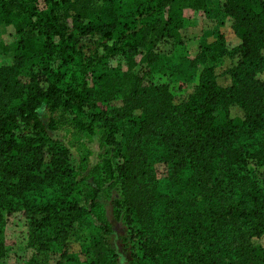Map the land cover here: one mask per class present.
<instances>
[{
  "label": "trees",
  "instance_id": "obj_1",
  "mask_svg": "<svg viewBox=\"0 0 264 264\" xmlns=\"http://www.w3.org/2000/svg\"><path fill=\"white\" fill-rule=\"evenodd\" d=\"M188 10L215 23L196 57L212 65L178 97L153 77L183 69L158 47L185 46ZM222 15L236 46L219 32ZM2 25L18 39L13 63L0 65V261L5 226L19 216L36 253L25 264H117L108 227L89 242L72 238L100 188L79 186L73 155L49 136L43 113L62 110L103 137L98 170L119 193L113 209L137 244L132 264H264L251 243L264 235V0H0Z\"/></svg>",
  "mask_w": 264,
  "mask_h": 264
},
{
  "label": "rangeland",
  "instance_id": "obj_2",
  "mask_svg": "<svg viewBox=\"0 0 264 264\" xmlns=\"http://www.w3.org/2000/svg\"><path fill=\"white\" fill-rule=\"evenodd\" d=\"M123 12L131 9L125 1H122ZM185 30L182 31V37L185 39L184 47L171 46L170 44H161L158 47L160 54L169 57V64L176 67L180 60L185 61L183 69L175 75H155L153 83L155 85L167 86L169 92L175 96H183L184 89L188 82H196L200 72L212 65L210 60L205 62L197 60L199 54V41L206 30L214 27L215 23L208 20L206 16L199 11L188 10L183 16ZM221 25L219 32L224 37L225 42L230 47L236 46L239 41L234 36L230 27L231 20L222 15L220 17ZM18 36L11 26H0V45L7 48L5 53H0V65L9 66L13 63L14 53L11 51L13 43L17 41ZM212 39H208L211 41ZM181 58V59H180ZM136 71L142 68L141 57L136 56ZM120 71L125 69L122 63H119ZM223 70H218V82L226 85L229 80L223 76ZM23 100V98L21 99ZM17 100L15 104H19ZM100 109L101 106L97 105ZM233 115H240L238 109L231 110ZM43 121L48 128L49 136L68 148L77 164L76 179L80 187L90 190L100 188L96 197V212L87 216L81 223L76 224L72 230V238L79 242H89L91 239H97L104 227L110 229L108 235L112 248L117 254V264H132V253L137 246L136 242L129 240V231L121 219L114 213L113 200L119 197L116 189H109L108 184L100 176L98 166L102 161L105 148L102 146L101 135L89 136L86 132L75 127L69 117L62 110L54 112H44ZM225 121V113L222 108L216 111V124H222ZM117 141L125 148V139L122 131L116 134ZM18 217V218H17ZM4 242L6 246V255L0 261V264H25L32 256L36 254L33 249L27 248L28 228L25 222L19 216L10 218L4 229ZM77 243V242H76ZM251 243L257 248H264V235L258 238H252ZM70 246V251H76L75 241ZM57 255L40 253L36 256L37 260H48L52 263L58 259Z\"/></svg>",
  "mask_w": 264,
  "mask_h": 264
}]
</instances>
